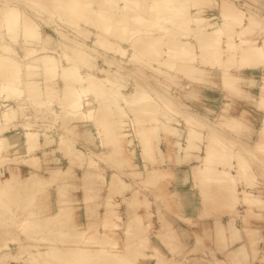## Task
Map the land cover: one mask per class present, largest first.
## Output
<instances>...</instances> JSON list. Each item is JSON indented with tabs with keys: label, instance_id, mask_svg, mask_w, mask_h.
Returning a JSON list of instances; mask_svg holds the SVG:
<instances>
[{
	"label": "bare ground",
	"instance_id": "obj_1",
	"mask_svg": "<svg viewBox=\"0 0 264 264\" xmlns=\"http://www.w3.org/2000/svg\"><path fill=\"white\" fill-rule=\"evenodd\" d=\"M256 25L261 35L250 36ZM186 71L215 83L210 93L223 104L194 105L193 86L182 92L174 83ZM46 93L53 116L18 108ZM257 112L252 140L239 138ZM80 118L92 131L81 144ZM127 145L138 147L139 160ZM91 151L106 169L88 162L83 178L92 169L109 172L104 191L96 189L103 214L80 221L76 168ZM189 157L181 183L191 181L193 196L176 174ZM96 190H85L83 203ZM263 191L264 0H0V235H8L0 239V264H160L143 193L157 203L161 226L151 234L174 236L168 245L179 260L168 256L171 264H264ZM118 197L124 215L112 204ZM172 219L192 231L176 235ZM234 219L236 257L210 247L197 253L215 223Z\"/></svg>",
	"mask_w": 264,
	"mask_h": 264
},
{
	"label": "rangeland",
	"instance_id": "obj_2",
	"mask_svg": "<svg viewBox=\"0 0 264 264\" xmlns=\"http://www.w3.org/2000/svg\"><path fill=\"white\" fill-rule=\"evenodd\" d=\"M208 12V11H207ZM209 13L210 14H214L215 13V9H213V10H209ZM258 14H261V12H258ZM258 16V15H257ZM256 16V17H257ZM258 21H261V20H258ZM262 22V21H261ZM258 24H263V23H260V22H257ZM259 27L260 26H258V25H256L254 28H251L250 29V32H249V35L250 36H252V35H254V34H256V36H259V35H261V33H262V31H260V30H262V28L259 30ZM99 63H100V61H99ZM101 64V63H100ZM183 73V72H182ZM253 75L255 76V78L256 79H259V76H260V72L258 71V70H254L253 71ZM60 77L59 76H57V77H54L53 79H51V80H49V81H53V82H56L58 79H59ZM208 79V77L207 76H199V75H197V74H192V75H188L187 74V71L186 72H184V74H182L181 76H179V78L178 79H176V81L174 82L176 85H178L179 87H180V90L183 92V91H188L189 89L188 88H190V86H193V87H191L192 88V91H190L192 94H196V95H193V96H195L194 97V99H193V102H195V100H196V102L194 103V105L195 104H198V105H204V106H206V107H211V106H216V105H222L223 103V100H224V98H223V96L219 93V92H213L214 94H211L210 92H211V90H210V88H212V87H214L215 86V83H209L210 81H208L207 80ZM194 81V82H193ZM197 81H199L200 83H203V85H204V87L205 88H203L202 86L200 87V88H198L197 87ZM187 83V84H186ZM192 83V84H191ZM205 83V84H204ZM183 84H185V85H183ZM206 84H209V85H211L212 84V86H208V85H206ZM189 86V87H186V88H184L183 89V87L184 86ZM196 85V86H195ZM191 88H190V90H191ZM124 89H127V86H125V88ZM4 91V90H3ZM6 91V90H5ZM217 91V90H216ZM189 92V91H188ZM36 94V93H35ZM1 95H5L4 93H2ZM46 96V97H45ZM45 96L44 95H33V96H30V97H25V99L22 101V104H19V107L18 108H20V109H23L24 110V112L26 111H29V109H31V108H36V107H38L40 110H42V111H45V110H51V113L49 114L50 116L52 115L53 116V114L55 113V104L52 102V96L49 94V93H46L45 94ZM51 96V97H50ZM192 96V95H191ZM33 98L35 99V98H38V102H35V101H33ZM193 98V97H192ZM27 99V100H26ZM39 99H41V100H39ZM42 99H43V101H42ZM188 99H191V97H189ZM223 99V100H222ZM35 100H37V99H35ZM33 101V102H32ZM191 102H192V99L190 100ZM35 102V103H34ZM222 104H221V103ZM38 105V106H37ZM239 105H241V106H245V103H239ZM243 114H246V113H243ZM254 116L255 117H253V118H247L246 119V125L244 126V127H242L241 129H239L238 130V132H239V138H241V139H245V140H252V138L254 137V131H255V129H256V127L258 126V124H259V118H260V115L258 114V112H257V114L256 113H254ZM82 118V117H81ZM80 118V119H81ZM250 119V120H249ZM249 120V121H248ZM79 121H81V122H79ZM77 122H79V123H81V124H77V125H79V127H78V132H77V134H78V137H77V134L75 133V140H77V143H79V144H81V143H83V142H86V141H90V136H91V133H92V131H91V128L89 129V128H87L86 127V124H85V119L84 120H78ZM73 128H74V125L72 126ZM80 133H82V134H80ZM87 133V134H86ZM82 135V137H80ZM133 139V140H132ZM130 142H134L135 141V138H131V140H129ZM52 145V146H51ZM51 145H49V146H47V149H51L53 146H54V144H51ZM91 146L93 147V148H96L95 147V141H93L92 143H91ZM162 146V145H161ZM130 147L131 148H133L131 145L130 146H128L127 145V148L128 149H130ZM137 146H135L134 148H133V152L132 151H130V150H126V151H128L132 156H134V157H136L137 158V160H139V149H138V147L136 148ZM125 151V152H126ZM92 152V151H91ZM89 154H90V157H91V160L89 161V159L87 158V159H85V163H84V167L83 168H80V169H77L76 168V172L78 173V175H80V176H75V180H77V187L75 186V190H77V191H79V192H76V196H79V198H78V201H79V205H78V207L76 208V214L74 215V218L76 219V220H80V221H82L84 218H85V214H87V213H90V212H97V215H98V217H101V215L103 214V209H101V206H102V203H104V200H103V195H101V193L104 191V189H105V184H106V179L105 178H107L108 177V170H106L105 171V176L103 175L102 177L101 176H99V175H96V173L95 172H99V171H101L100 169H92V172H91V176H88V177H86V178H83V174L84 173H86L85 171V167H86V164L89 162L90 164H91V162H96L97 163V166H96V168L98 167V168H105L106 169V167H104L103 165H104V160L103 159H101V158H99L98 159V157H97V155H93V152L92 153H90L89 152ZM139 155V156H138ZM191 157H189L188 158V161H187V163L186 162H183V164H182V168L185 170H181V171H179L178 173H176L177 174V176L179 177V178H177L178 179V181H179V183H178V185L179 186H182V188L184 189V190H186L188 193H189V195L191 194L192 195V193L193 194H195L194 193V191L192 190L193 188H191V181L188 179H186V181L185 182H183V183H181V178H183V177H185L186 178V176H187V173H186V168H187V166H185L186 164H188L190 161H191ZM40 158L38 157V161L40 162ZM102 160V161H101ZM59 165L61 166V167H63L65 164L62 162V163H59ZM84 169V170H83ZM188 169V168H187ZM89 172V171H88ZM102 172V171H101ZM108 172V173H107ZM95 174V175H94ZM55 187V186H54ZM54 187H49V190L50 191H53V193H54V190H55V188ZM101 188H103L102 189V192H99V190H96V189H101ZM96 190L97 192H96V194L97 195H95V194H93V197H91V200L89 201V202H87V203H83V196L86 194L85 193V190H87L86 192H88L89 190ZM261 194H262V196H264V191L263 192H260ZM142 195H143V197H145V199L144 198H142ZM193 196V195H192ZM195 196V195H194ZM141 201L142 202H145V200H146V202L145 203H147L148 202V200H150L149 202V204H150V206H152V210H153V212H149V215H147L146 213H144V215L148 218V221H149V223L151 224V228L153 229V230H151V231H156V228L158 229L159 228V226H161L160 224H158V221H156V219H155V210H157V203H155L154 202V200H153V198H152V196H149V195H147V194H145V193H143V194H141ZM195 198V197H194ZM152 199V200H151ZM196 199V198H195ZM155 203V204H153V202ZM124 202L125 201H122L119 197L118 198H116V200L115 201H112V204H114L115 206H116V210H121V214L122 215H124L125 214V212H126V210L124 209V207H123V205H124ZM138 203V202H137ZM155 205V206H154ZM190 206H191V204H189ZM190 208H192V207H190ZM79 212V213H78ZM171 213H172V211H171ZM175 213V212H174ZM100 215V216H99ZM138 215H140V214H138ZM118 217H115V220L117 219ZM94 219H99V218H97V217H95ZM170 219V218H169ZM85 220V219H84ZM192 220V219H191ZM112 221H114V220H112ZM169 221H173L172 222V226H169L170 228H177V233H176V235H181V233H183L184 231H190L192 228L191 227H189V225H186L188 222H186L185 223V221L184 222H180V220L179 219H172V220H169ZM183 221V220H182ZM194 221V220H193ZM115 222V221H114ZM168 222V221H167ZM235 223L234 225L232 224V223ZM166 222H164V224H165ZM194 223H192V225H193ZM239 223H238V221L237 220H229V221H224V223H215V225L212 227V232H211V235H213V239L207 244V243H205V245H200L201 247H197L198 248V250H200L199 248H201V250L198 252L197 250V253H199L200 255H202L201 254V252L202 253H205L207 250H208V247H210V248H213V250H215L216 251V255L217 256H219V254H222V253H224V252H227V253H229V255L230 254H232V257L231 258H234V257H236V248L241 244V233H240V226L238 225ZM6 225V230H13V226H9V225H7V224H5ZM165 225H168V224H165ZM169 225H171V223L169 224ZM185 225V226H184ZM191 226V225H190ZM216 228V232H215V230H214V232H213V229H215ZM181 230V231H180ZM151 231H150V237L152 238V239H156V241L159 243V245L161 246L159 249H153V250H155V252H154V254H158V255H160V253H161V257H163L162 258V260L164 259L165 260V258H166V260L168 261H166V262H164L165 264H171L172 262V260L173 259H178L179 260V257H177L176 256V254H175V256H174V251L172 252V250H171V243H173L171 240L169 241V240H167V239H171L172 237H174L173 235L171 236L170 235V237H169V232L167 233V235L166 234H163V233H161V235H159V234H156V236H154L153 234H151ZM179 231V232H178ZM192 231V230H191ZM17 232V231H16ZM81 232H82V230H81ZM167 231H165V233H166ZM19 232H17L16 234H18ZM215 234V235H214ZM19 236H21V237H23V234H18ZM162 235L164 236V237H162ZM6 236H8L7 234H5V236H2V235H0V239H6ZM161 236V237H160ZM160 238V240H159V238ZM163 238H166L165 240H163ZM161 239H162V243H160V241H161ZM174 239V238H173ZM164 241H166V242H164ZM168 241H169V245H168ZM163 242H164V244H165V246L166 245H168L167 247L168 248H170V249H168L167 247H165L164 245H163ZM216 242V243H215ZM13 242H10L9 244H10V246H11V248L9 249V250H11V251H14L15 249H14V245L12 244ZM135 243V242H134ZM137 245H138V243H136ZM135 244V245H136ZM216 244V245H215ZM220 245V247H219V245ZM218 245V246H217ZM163 246H164V248H163ZM205 246V247H204ZM138 248H137V250H140V248L139 247H142V245L140 246V243H139V246H137ZM204 247V248H203ZM220 249H219V248ZM146 249V248H145ZM151 248L149 247V249H146V250H150ZM166 249L167 250H170L169 252H167L166 251ZM203 249V250H202ZM217 249V250H216ZM174 250V249H173ZM6 251V250H5ZM150 251H152V250H150ZM153 252V251H152ZM138 253H136V255H137ZM171 254V255H170ZM173 254V255H172ZM169 256V258L170 259H172V260H168L169 258H167ZM231 256V255H230ZM134 257V256H133ZM238 257V256H237ZM258 256H256L254 259L256 260V258H257ZM241 258V257H240ZM249 259V258H248ZM162 260H161V262H162ZM163 260V261H164ZM242 260V259H241ZM255 260H253L252 259V261H255ZM243 261V260H242ZM161 262H160V264H161ZM170 262V263H169ZM181 262H182V260H181ZM180 262V263H181ZM206 262H208V259H206V261H202L201 262V264H206ZM145 263H151V260L150 259H147V261L145 262ZM179 263V264H180ZM198 263V262H197ZM196 263V264H197ZM257 263H260V264H263V263H261V262H259V261H257ZM182 264H195V261H194V259L192 260V261H187L186 259L185 260H183V262H182ZM198 264H200V263H198Z\"/></svg>",
	"mask_w": 264,
	"mask_h": 264
}]
</instances>
